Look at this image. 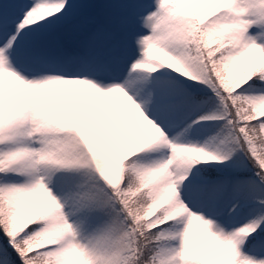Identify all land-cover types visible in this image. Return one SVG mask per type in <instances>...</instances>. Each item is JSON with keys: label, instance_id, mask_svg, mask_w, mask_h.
Listing matches in <instances>:
<instances>
[{"label": "snow or ice", "instance_id": "snow-or-ice-1", "mask_svg": "<svg viewBox=\"0 0 264 264\" xmlns=\"http://www.w3.org/2000/svg\"><path fill=\"white\" fill-rule=\"evenodd\" d=\"M0 264H264V0H0Z\"/></svg>", "mask_w": 264, "mask_h": 264}]
</instances>
